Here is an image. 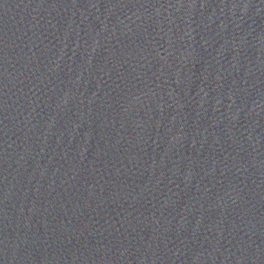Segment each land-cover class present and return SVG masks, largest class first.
Segmentation results:
<instances>
[{
	"label": "water",
	"instance_id": "95a60500",
	"mask_svg": "<svg viewBox=\"0 0 264 264\" xmlns=\"http://www.w3.org/2000/svg\"><path fill=\"white\" fill-rule=\"evenodd\" d=\"M0 264H264V0H0Z\"/></svg>",
	"mask_w": 264,
	"mask_h": 264
}]
</instances>
